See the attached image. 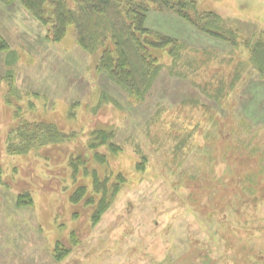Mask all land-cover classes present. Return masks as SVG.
Returning <instances> with one entry per match:
<instances>
[{
    "label": "rangeland",
    "instance_id": "rangeland-1",
    "mask_svg": "<svg viewBox=\"0 0 264 264\" xmlns=\"http://www.w3.org/2000/svg\"><path fill=\"white\" fill-rule=\"evenodd\" d=\"M138 1L145 25L178 42L154 50L161 68L141 98L97 68L73 25L53 41L0 1V264H264V79L251 54L264 0H188L235 40ZM15 112L68 138L13 153Z\"/></svg>",
    "mask_w": 264,
    "mask_h": 264
},
{
    "label": "trees",
    "instance_id": "trees-1",
    "mask_svg": "<svg viewBox=\"0 0 264 264\" xmlns=\"http://www.w3.org/2000/svg\"><path fill=\"white\" fill-rule=\"evenodd\" d=\"M5 5L17 2L33 18L47 26L50 38L60 40L74 26L77 44L89 53L100 50L97 68L135 97L141 98L157 76L161 64L154 50L175 53L176 39L160 34L145 25L149 4L138 0H0ZM159 8L166 9L192 24L201 32L224 40H235L234 32L220 25V17L213 12H197L194 3L188 0H150ZM75 8L71 7V4ZM8 42L0 34V53L9 50ZM253 64L264 79V39L254 42L251 48ZM18 109L16 110V112ZM16 114L17 125L9 147L13 153H25L29 149L51 143L63 142L68 138L54 123L29 121ZM103 138L102 131L97 132ZM101 138V139H102ZM97 139V138H96ZM95 141V139H94ZM94 180L96 191L106 185ZM114 190L118 182H113ZM85 194L79 187L74 200ZM96 202L92 215L95 224L107 208V190ZM112 195V194H111ZM91 202H93L91 200ZM95 202V201H94ZM95 204V203H94Z\"/></svg>",
    "mask_w": 264,
    "mask_h": 264
}]
</instances>
